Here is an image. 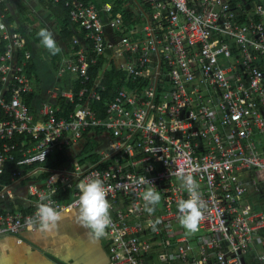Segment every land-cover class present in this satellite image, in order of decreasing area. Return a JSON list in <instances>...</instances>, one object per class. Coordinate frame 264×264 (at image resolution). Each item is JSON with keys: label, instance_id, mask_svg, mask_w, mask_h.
Returning a JSON list of instances; mask_svg holds the SVG:
<instances>
[{"label": "built area", "instance_id": "1", "mask_svg": "<svg viewBox=\"0 0 264 264\" xmlns=\"http://www.w3.org/2000/svg\"><path fill=\"white\" fill-rule=\"evenodd\" d=\"M52 1L76 25L57 69L73 82L51 85L40 106L28 101L41 89L27 72L35 55L0 14V195L12 193L5 174L39 178L28 184V211L0 214V236L34 228L41 202L78 208V184L99 177L111 205L110 264H149L161 234L170 264H264V0H133L129 20L115 0ZM113 67L122 75L108 84ZM87 132L99 157L81 162ZM62 150L70 159L47 166ZM181 167L199 184L196 233L178 219L188 198ZM148 187L161 195L151 214Z\"/></svg>", "mask_w": 264, "mask_h": 264}, {"label": "crops", "instance_id": "2", "mask_svg": "<svg viewBox=\"0 0 264 264\" xmlns=\"http://www.w3.org/2000/svg\"><path fill=\"white\" fill-rule=\"evenodd\" d=\"M17 1L18 0L3 1L6 5L4 9L1 10L5 12L4 20L7 22L8 21L13 22L15 24L14 27L20 29L24 33L25 37H27L23 27L25 26V22H27V20H22L21 17L20 19H18L16 13H18L19 16L21 15L24 16L23 14L29 8L32 11H34L33 10L34 8H39V10L41 11L43 10L47 11L48 10L47 4L49 0H21V4L23 3L27 4V7H25L26 8L25 12L22 13L21 15L19 11H23V7L22 8L19 7ZM115 1L117 4V0ZM130 4L133 5V13H135L136 12V8L134 6L135 2L133 0L126 2L127 6ZM7 10L14 11L13 13L16 15L15 21H10L9 19H7L6 16ZM48 15L49 13H47V16ZM50 21L51 20H49V22ZM41 23L42 22H39L37 20L38 25H40ZM51 23L54 24L53 21H51ZM55 27L58 31L59 27L58 26ZM57 41H58L57 46L61 49L62 57L64 55L68 56L70 54L72 44L69 46L65 44L63 40L60 39L59 34ZM33 60L35 61L36 65H38L35 57ZM58 60L59 61L57 65L56 61H53V58L51 57V61L53 62L54 68H56V72L60 65L61 59ZM30 61L27 65L28 74L32 77H35L38 83L42 84L43 79L41 78L38 72V67H37V74L29 73L28 67L30 65ZM96 69L97 68H95V70ZM95 70H91V72H94ZM110 70L116 72L115 73L116 75L112 78L110 82L111 84L114 79L120 78L122 72L118 71L116 68L113 67L107 71V77H108V72ZM67 74H70L68 75V77H70L69 82H71V84L68 87H72L73 75L71 73H66L65 75ZM40 92H42V88L40 89V91H34L33 93H31L28 96V101L30 103H34V105L36 106H40V103L39 104L37 103L38 94ZM31 95H33L32 101L29 99ZM45 171L47 170H44L43 172ZM43 172L39 174V177H41V174ZM29 178H27L26 180L25 179L13 180L10 177L6 178V181H9L12 193L6 191L4 195H0V214L1 213L4 214L6 213V211H10V212H16L20 210L24 212L28 211L27 209L29 205L26 199L27 189L29 186L28 184L36 183L37 181L36 179H39V178H35V176H29ZM77 214H78V208H75L71 211H64L63 212L64 218L59 224V230L56 235L42 234L39 231H37L36 228L34 227V228H25L22 231V233L18 234L17 236L12 234L0 236V264H110L111 253H110L108 241L104 237L96 241L90 240L88 235L89 230L77 222L76 220ZM20 238L23 239L20 240ZM164 238H165L164 234L160 235L159 240L157 237L154 238V243L156 244V246L151 251L149 256V259L153 258V264H170L167 261L162 260L159 255L162 247L164 248L163 246ZM176 253L178 254L177 251ZM149 264L151 263L149 262Z\"/></svg>", "mask_w": 264, "mask_h": 264}, {"label": "clouds", "instance_id": "3", "mask_svg": "<svg viewBox=\"0 0 264 264\" xmlns=\"http://www.w3.org/2000/svg\"><path fill=\"white\" fill-rule=\"evenodd\" d=\"M4 28L5 25L0 23V30ZM38 35L43 45L51 54L55 55L60 52L61 49L57 46V42L51 31L41 29ZM176 175L181 179L183 186L188 192V198L179 200L177 204L180 213L178 217L179 223L188 232L196 233L204 218L201 209V197L198 191L199 184L191 172H185L184 167H181ZM135 182L140 185L151 183L146 177H140ZM78 188L80 195L77 201L78 214L76 220L89 230L88 235L90 240H99L108 234L106 230L112 225L110 216L111 205L107 199L108 189L99 177L81 181L78 184ZM142 200L144 201L143 207L145 211L151 214L155 211L156 206L159 205L161 195L156 191L155 187H148L142 193ZM63 218L62 210H58L51 202H41L37 205L34 217L30 221V226H34L42 234L56 235ZM158 222L157 220L155 223ZM149 224L150 226H154L152 221H149Z\"/></svg>", "mask_w": 264, "mask_h": 264}, {"label": "trees", "instance_id": "4", "mask_svg": "<svg viewBox=\"0 0 264 264\" xmlns=\"http://www.w3.org/2000/svg\"><path fill=\"white\" fill-rule=\"evenodd\" d=\"M130 0H117V4L115 5L114 8V12L118 13V12H122L125 19L129 20L130 17L133 15V5H126V2H128ZM18 5L19 7H23V11H19L20 15L22 13L25 12L27 7L26 3L21 4V0H18ZM5 3L1 2L0 3V9H4L5 7ZM135 6V5H134ZM47 9L49 11V15L47 17L48 20H51L54 22L55 26H58V34L60 36V39L63 40V42L65 44H67L68 46L72 44L73 42V37L75 34V27L76 25L71 21V18L69 16L68 13V7L65 5L64 2L61 3H54L52 0H49L48 4H47ZM33 11L29 8L28 10H26V12L23 14L24 16H20L22 20H27L28 22L33 23V28L31 31V35L34 38L35 41L37 42H42L41 38L39 37L38 33L41 29H47L49 31H51L50 27L47 25L46 22L41 21L42 23L40 25L37 24V20H35L34 14L32 13ZM7 19H9L10 21H15L16 19V15L11 11V10H7L6 13ZM52 32V31H51ZM62 57V52L60 50V52H58L57 54L53 55L52 54V58L53 61H56L57 65H58V59H61ZM101 64V62L99 63V65ZM29 73H34L37 74V65L35 63V61L32 59L30 61V65H29ZM98 70L99 67H97V69L93 72L94 76H96L98 74ZM116 72L113 70H110L108 72V77L106 82L108 84H110L112 78L116 75ZM113 95V91L110 90L108 91V93H106L104 95V98L99 101L97 104L98 105H105L107 103V99H109V97H111ZM29 99L32 101L33 99V95H31L29 97ZM68 108H73V105H68ZM101 114H103V111H100ZM98 132H100V130L97 128ZM86 136V141L84 143H82V148L81 151L79 152V161L83 162L86 160V158H90L92 160H96L99 157V154L97 153V151H95L94 147L97 144L96 141L93 139V136L91 137L89 135V133L87 132L85 134ZM58 159L53 161L50 158H48L46 165L49 167L52 166H61L64 163H66L70 157H71V153H67L66 151H61L58 154ZM48 174L47 171L43 172L41 174V177H45ZM5 178H7V174L5 175ZM30 179V178H29Z\"/></svg>", "mask_w": 264, "mask_h": 264}, {"label": "rangeland", "instance_id": "5", "mask_svg": "<svg viewBox=\"0 0 264 264\" xmlns=\"http://www.w3.org/2000/svg\"><path fill=\"white\" fill-rule=\"evenodd\" d=\"M8 3V2H6ZM11 9V7H10ZM35 11H33L34 13V19L38 20L39 22L44 21L46 23H48V25L50 26V29L52 31L53 37L55 39V41L58 43V31L56 29V27L54 26L53 23H51V21L49 22V20L47 19V13H49V11L47 10H39V8H34L33 9ZM12 12H14L12 10ZM2 13V10L0 9V14ZM18 19H20V16L18 15V13H16ZM33 23H29L28 21L25 22V26L24 30L26 32L27 35V41H28V45L29 48L32 50V53L35 55V59L37 62V67H38V72L41 76V78L43 79V83H38V81L36 80L35 84L40 86L42 88V92H40L38 94V98H37V103L39 104L43 99H45V96L47 95V88L53 84H60L62 86L68 87L71 82H69V78L68 75H64V76H60L57 74L56 72V68H54L53 62L51 61V53L49 52V50L46 49V47L43 45V43L37 42L34 40V38L32 37V35L30 34V32L32 31L33 28ZM41 51V52H40ZM45 87V88H44ZM259 172V171H258ZM148 262H150L151 264H153V258L148 259Z\"/></svg>", "mask_w": 264, "mask_h": 264}]
</instances>
